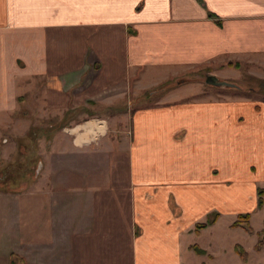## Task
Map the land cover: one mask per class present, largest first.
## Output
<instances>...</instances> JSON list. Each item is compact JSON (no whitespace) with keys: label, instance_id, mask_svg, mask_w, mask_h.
Masks as SVG:
<instances>
[{"label":"crops","instance_id":"0c3cea01","mask_svg":"<svg viewBox=\"0 0 264 264\" xmlns=\"http://www.w3.org/2000/svg\"><path fill=\"white\" fill-rule=\"evenodd\" d=\"M228 62L264 66V0H0L8 256L23 264L205 258L190 247L216 204L218 125L228 138L255 129L242 137L259 143V115L239 127L237 111L251 103L199 102L175 94L182 87L154 107L138 109L133 97L192 68L221 81L240 71L222 67Z\"/></svg>","mask_w":264,"mask_h":264},{"label":"rangeland","instance_id":"374dc122","mask_svg":"<svg viewBox=\"0 0 264 264\" xmlns=\"http://www.w3.org/2000/svg\"><path fill=\"white\" fill-rule=\"evenodd\" d=\"M208 75L210 73L205 72L202 68H192L176 78L170 76L162 85L160 84L152 90L151 98H145L141 94L133 97V100L138 109L154 107L159 103L166 104L168 102H163L166 101L165 95L182 87L175 94L179 93V97H188L187 95L190 96L189 98L197 97L199 102L251 103L254 107L252 110L248 106L238 109L237 112L242 114L238 116L240 117L239 121L242 122L245 119L239 127H245L255 120L254 117H257L254 116L255 113L259 115L257 118L262 121L259 122L258 128L260 130L264 128V114H262L264 109V66L254 63L241 67L240 71H225L218 76L221 81L235 85L234 88L209 86L205 83V78ZM235 88L242 91L251 89L255 94L241 95ZM232 116L237 117L235 114ZM221 117L220 114H217L218 120ZM234 117L233 119H236ZM235 124H237V120ZM218 129L223 130L222 134H228L224 125H218ZM247 130L239 134H232L229 138L222 135L217 139V151L213 159L215 167L220 170L217 169V175L212 174V177L217 179L216 204L211 208V213L207 215L205 222L215 214H219V217L213 225L207 226L201 231L199 238H193L196 246L204 249L207 256L192 264H201V261L204 264H264V246L259 253L254 250L258 237L264 231V137L260 139L259 143L255 137L250 139L251 141L245 140L242 135L255 134V129ZM226 140L227 142H225ZM228 148L229 150H227ZM15 176L17 177V175H13L14 178ZM224 176L232 179H224ZM260 191H263V195L259 197ZM240 193L243 204L239 207L235 203V199ZM259 198L263 201L260 208L258 207ZM239 214L250 215L252 235L240 228H231V224ZM3 222L5 221H0V264H6L7 261L9 264L11 261L14 264H23V259H19L13 254L8 256L13 240L8 237L7 232L1 230ZM236 245H239L247 253L246 262H242L234 252Z\"/></svg>","mask_w":264,"mask_h":264},{"label":"trees","instance_id":"16d2710c","mask_svg":"<svg viewBox=\"0 0 264 264\" xmlns=\"http://www.w3.org/2000/svg\"><path fill=\"white\" fill-rule=\"evenodd\" d=\"M222 67H229V68H235V69H241V63L239 62H228L225 63L224 65H222ZM205 72L210 73L212 71L211 68H202ZM238 94L241 95H251V94H255L253 93V91L250 89L248 91H242L241 89H237L235 88ZM153 94H148L146 95L147 98H151L150 96H152ZM264 97V96H263ZM259 197L263 195V191H260L259 193ZM263 205V201L261 198H259L258 200V207L260 208ZM219 217V214H215L210 220H208L205 223H200L198 225H196L195 227V231L197 234H199V231L202 229H205L207 226L213 225L217 219ZM231 228L232 229H236V228H240L242 230H244L247 234L252 235L253 231L252 228L250 227V215L249 214H239L236 217V220L231 224ZM264 246V231L262 232V235L260 237H258L257 243L254 246V250L259 253L262 250V247ZM191 249L194 250V252L198 255H201L204 253V251H202L200 248H198L196 245L190 247ZM234 252L236 253V255L239 257V259L242 262H246L248 255L247 253L239 246L236 245L234 247ZM10 264H14L13 261H11Z\"/></svg>","mask_w":264,"mask_h":264},{"label":"water","instance_id":"95a60500","mask_svg":"<svg viewBox=\"0 0 264 264\" xmlns=\"http://www.w3.org/2000/svg\"><path fill=\"white\" fill-rule=\"evenodd\" d=\"M205 83L209 86L217 87V88H234L235 85L219 81L215 76L208 75L205 78Z\"/></svg>","mask_w":264,"mask_h":264}]
</instances>
